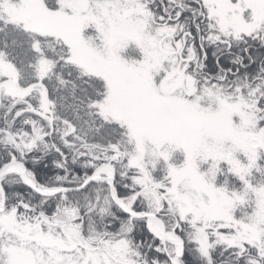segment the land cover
Here are the masks:
<instances>
[{"label":"snow or ice","instance_id":"snow-or-ice-1","mask_svg":"<svg viewBox=\"0 0 264 264\" xmlns=\"http://www.w3.org/2000/svg\"><path fill=\"white\" fill-rule=\"evenodd\" d=\"M0 264H264V0H0Z\"/></svg>","mask_w":264,"mask_h":264}]
</instances>
